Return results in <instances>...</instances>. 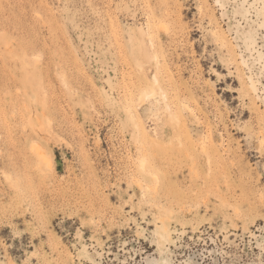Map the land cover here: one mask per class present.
I'll return each mask as SVG.
<instances>
[{
    "label": "rangeland",
    "instance_id": "rangeland-1",
    "mask_svg": "<svg viewBox=\"0 0 264 264\" xmlns=\"http://www.w3.org/2000/svg\"><path fill=\"white\" fill-rule=\"evenodd\" d=\"M0 264H264V0H0Z\"/></svg>",
    "mask_w": 264,
    "mask_h": 264
},
{
    "label": "bare ground",
    "instance_id": "bare-ground-1",
    "mask_svg": "<svg viewBox=\"0 0 264 264\" xmlns=\"http://www.w3.org/2000/svg\"><path fill=\"white\" fill-rule=\"evenodd\" d=\"M155 81L158 83L159 82V79H158V77L157 76H155ZM252 88H254L255 90H257V85H256V83H255V81L254 80H252ZM160 90H161V95H162V97H163V99H164V101H166V93H165V91H162V88L160 87L159 88ZM156 93H157V90L153 87L151 90L150 89H147V90H145L144 91V96H145V98L146 97H152V96H154V95H156ZM143 97L141 96V100H144V99H142ZM165 107H167V108H169V105H168V103H166V105H165ZM165 131V136H169L170 135V132H168L167 131V129H165L164 130ZM142 143V146L143 145H146V143H144V142H141ZM184 150V147H182L181 148V151H183ZM153 156V159H156L157 157H156V155L155 154H153L152 155ZM36 157H37V159H36V164H37V166H39V164L41 163V162H47L48 164H51V161H50V159L49 158H47L46 156H45V153L43 152V151H41V150H39L38 152H37V155H36ZM194 158L195 159H197V156L196 155H194ZM142 165H143V167H145V169H146V164H145V162L143 161V163H142ZM144 169V170H145ZM149 171V170H148ZM150 173L152 174V175H156V173L153 171V169H151L150 168ZM28 181H30V178H28ZM30 205V204H29ZM21 209V211L22 212H25L26 210L25 209H23V208H20Z\"/></svg>",
    "mask_w": 264,
    "mask_h": 264
}]
</instances>
